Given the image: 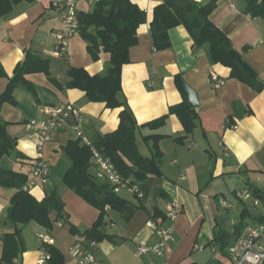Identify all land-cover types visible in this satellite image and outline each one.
<instances>
[{"label":"crops","instance_id":"obj_1","mask_svg":"<svg viewBox=\"0 0 264 264\" xmlns=\"http://www.w3.org/2000/svg\"><path fill=\"white\" fill-rule=\"evenodd\" d=\"M162 1L135 0L146 11L147 20L139 26V42L130 48L129 62L123 66L122 94L124 106L132 110L139 124L168 114L159 129L146 127L137 131V144L145 156L151 155V147L142 136L164 135L159 141L163 175L137 180L141 196L121 192V196L135 204L136 211L126 219L107 208L105 224L100 230L113 239L96 242L91 250L101 264H229L227 255L215 245L216 235L222 231L232 234L243 217L246 225L264 224V204L260 201L254 205L252 200L248 204L238 196V191L252 187L264 191V89L256 91L230 78L229 67L211 62L206 45L194 48V40L184 25L169 30V48L155 49L151 21L155 6ZM77 2L79 12L91 11L96 4ZM245 8L246 0H217L211 18L264 81V18L248 14ZM62 26L63 13L50 0H22L0 19V63L7 73L0 76V94L6 90L27 49L49 61V73L26 75L36 88L35 94L19 85L14 90L17 103L5 102L1 107L2 119L9 122L7 131L17 139V150L29 159L5 155L0 168L26 172L27 161L46 160L50 183L38 184L30 192L42 200L55 190L65 204L70 222L57 221L52 229L35 221L19 224L24 249L11 262L3 261V235L14 230V224L6 216L16 189L0 185V264H35L42 247L40 232H48L55 239L54 246L63 253L64 264H76L69 248L77 239L86 238L72 234L69 224L83 230L99 217L96 207L62 182L71 165L65 148L69 140L76 139L74 131L69 128L53 131L40 151L38 134L27 126L30 119L40 116L41 107L63 101H71L80 108L83 129L91 139L111 133L119 126V114L124 106L108 108L104 102L89 101L81 89L59 88L54 83V79L61 84L68 80L70 66L84 67L89 73L97 74L104 73L109 65L105 52L98 60L93 59L87 40L79 32L70 38L66 54L62 58L55 56V34ZM211 72L223 78L224 83L216 87ZM177 74L197 92L200 101L196 108L198 125L186 137L179 117L169 113L172 105L183 100L175 82ZM181 137L182 141L177 140ZM90 172L95 174L94 165ZM221 199L227 204H222ZM173 200L179 205V213L172 223L173 239L165 254H137L141 245L158 242L147 222L157 209L165 213ZM215 246L217 250L213 249Z\"/></svg>","mask_w":264,"mask_h":264},{"label":"trees","instance_id":"obj_2","mask_svg":"<svg viewBox=\"0 0 264 264\" xmlns=\"http://www.w3.org/2000/svg\"><path fill=\"white\" fill-rule=\"evenodd\" d=\"M22 0H0V19L8 15L13 7ZM217 7V0H163L156 5L151 21L153 46L157 50H165L171 46L169 30L178 25H184L194 40V48L207 46L210 60L214 64H222L230 68V78L238 79L251 86L256 91L264 89V81L259 74L245 61L243 55L234 47L230 37L219 28L211 18ZM245 11L252 16L264 18V0H246ZM79 33L87 40V49L93 59L98 60L100 54H108V68L104 73L91 74L84 67L70 66L68 80L61 84L54 79L59 88H78L85 92V96L92 102H104L108 108L123 107L126 102L122 94V70L129 62L130 48L138 44V28L147 20L146 11L135 0H100L91 11H80ZM33 72L49 73V61L37 55L31 49L25 51L24 59L17 65L13 76L9 79L6 90L0 94V160L5 156L27 160L17 150V139L7 131L6 122L1 117V107L5 102L16 104L14 90L23 85L33 94L36 88L26 75ZM0 76H7L0 63ZM175 82L183 95V100L170 107L169 113L176 114L185 129L186 137L198 125L196 108L190 106L184 89V78L181 74L175 76ZM118 128L108 134H99L93 141L100 152L111 159L117 170L125 178L133 182L137 180L132 174L133 168L143 172L146 176H162L161 168L163 153L159 141L163 134L150 133L142 136L145 143L151 147V155L141 153L137 144V131L141 128L152 130L162 127L168 114L149 122L139 124L132 110L124 106L119 114ZM182 138L177 140L182 141ZM65 151L71 159V165L64 174L62 182L71 190L80 195L88 203L96 207L100 213L95 223L81 230L69 224V231L80 234L89 241L113 239L100 230L105 224L107 208L119 212L126 219L135 211L136 206L129 199L116 193L107 182L98 180L90 172L93 165L91 149L83 145L78 139L69 140ZM27 163H35L33 159ZM29 181L27 172L0 168V185L15 188L7 209L6 220L14 224V230L3 235L2 260L11 262L24 249L22 226L32 221L52 229L54 223L69 222V213L59 194L53 190L42 200H38L24 188ZM253 195L264 204V191L252 187ZM136 195V194H135ZM55 213V217L52 214ZM165 217L159 209L152 216L156 219ZM245 218L236 225L235 231L230 234L222 231L215 237V245L228 255L229 247L236 241L241 230L246 226ZM51 254L49 264H64L63 253L54 245H46Z\"/></svg>","mask_w":264,"mask_h":264},{"label":"built area","instance_id":"obj_3","mask_svg":"<svg viewBox=\"0 0 264 264\" xmlns=\"http://www.w3.org/2000/svg\"><path fill=\"white\" fill-rule=\"evenodd\" d=\"M88 3H97L100 0H85ZM52 5L60 9L63 13V26L55 34L56 49L54 55L62 58L67 51L70 38L79 32V10L77 0H50ZM213 84L217 87L224 83L215 72H211ZM40 116L28 121L27 126L38 134L37 148L43 150L45 144L50 139V135L55 130L71 129L74 131L76 139L83 145L88 146L92 152L93 165L96 168L95 176L102 182L111 185L116 193L123 191L132 192L141 196V190L137 182L130 178H125L117 170L110 158L105 157L96 147L84 131L82 125V112L71 101H63L56 105H44L40 108ZM25 170L29 174V181L24 186L31 191L38 184L47 185L50 183L49 164L43 158L35 163L25 164ZM238 196L244 200H252L254 205L260 203L259 198L255 197L251 190L243 189L238 191ZM222 204H227L221 199ZM179 213V205L176 200L168 203L165 217L149 219L147 224L158 236V242L153 245H141L137 254L142 255L147 252H154L157 255L165 254L168 243L173 239V222ZM169 221L171 224H166ZM38 238L42 247L39 250V258L35 264H47L51 254L47 251L46 245H54L55 239L48 232H40ZM264 224H247L240 232L236 241L229 247V264H263L264 262ZM96 245V241L87 242L85 239H77L69 248V254L75 259L76 264H101L91 247ZM197 248H201L198 244ZM217 250L215 246L213 248Z\"/></svg>","mask_w":264,"mask_h":264},{"label":"water","instance_id":"obj_4","mask_svg":"<svg viewBox=\"0 0 264 264\" xmlns=\"http://www.w3.org/2000/svg\"><path fill=\"white\" fill-rule=\"evenodd\" d=\"M184 89L186 92L187 99L189 101V104L193 108H197L200 105L199 97L197 92L188 84L184 83ZM132 174L135 177L136 180L138 181H143L146 177V174L133 168ZM264 264V262H263Z\"/></svg>","mask_w":264,"mask_h":264},{"label":"rangeland","instance_id":"obj_5","mask_svg":"<svg viewBox=\"0 0 264 264\" xmlns=\"http://www.w3.org/2000/svg\"><path fill=\"white\" fill-rule=\"evenodd\" d=\"M142 144V143H141ZM247 203L250 204V200H247ZM262 207V206H261ZM263 208V207H262ZM263 244H264V238H263Z\"/></svg>","mask_w":264,"mask_h":264}]
</instances>
